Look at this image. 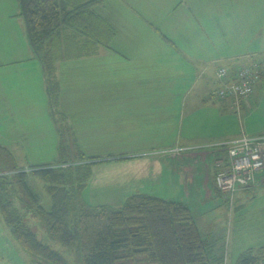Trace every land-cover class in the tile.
I'll use <instances>...</instances> for the list:
<instances>
[{
  "label": "crops",
  "instance_id": "0c3cea01",
  "mask_svg": "<svg viewBox=\"0 0 264 264\" xmlns=\"http://www.w3.org/2000/svg\"><path fill=\"white\" fill-rule=\"evenodd\" d=\"M92 11L114 34L107 46L78 42L87 49L80 50L81 56L58 61L61 108L71 115L80 147L83 134L75 133L87 122L88 131L96 125L110 140L119 133L123 142L139 148L100 157L108 160L97 165L90 183L95 192L103 189L110 196L95 202L86 190L85 200L116 206L143 193L181 202L208 243L206 223L217 222L209 212L223 211L226 204L214 180L218 165L227 163L225 144L241 136H264V81L236 110L232 100L211 95L215 70L246 63L238 57L264 61V0H101ZM19 14L16 0H0V92L7 112L14 115L17 138L42 146L37 130L48 129L52 105ZM9 33L15 36L9 39ZM36 112L46 123L32 120ZM32 137L38 141L31 143ZM45 164L50 163L36 165ZM19 167L28 171L32 166ZM257 176L263 183L264 169ZM255 187L237 190L235 199L246 202L254 192H264ZM192 188L204 199L197 208L203 219L193 214L191 201L197 193L192 196Z\"/></svg>",
  "mask_w": 264,
  "mask_h": 264
},
{
  "label": "trees",
  "instance_id": "16d2710c",
  "mask_svg": "<svg viewBox=\"0 0 264 264\" xmlns=\"http://www.w3.org/2000/svg\"><path fill=\"white\" fill-rule=\"evenodd\" d=\"M16 1L33 54L42 64L53 114L60 99L58 61L81 56L80 50L86 48L78 42L107 46L114 30L92 11L101 0ZM243 61L249 67L259 60ZM260 63L253 89L264 81V61ZM219 68L232 74L239 67L221 66L215 75ZM215 83L212 96L220 86L216 76ZM57 131L61 137L62 131ZM62 141L53 163L28 171L17 165L0 168V216L34 264H219L211 258L213 248L200 235L189 207L181 202L134 193L118 207L89 204L84 193L95 166L108 159L87 155L75 138L70 144ZM0 152L14 162L8 150L0 147ZM33 177L43 183L48 208L30 184ZM30 218L40 221L46 241L30 228ZM254 252L247 249L237 264H259L263 257Z\"/></svg>",
  "mask_w": 264,
  "mask_h": 264
},
{
  "label": "rangeland",
  "instance_id": "374dc122",
  "mask_svg": "<svg viewBox=\"0 0 264 264\" xmlns=\"http://www.w3.org/2000/svg\"><path fill=\"white\" fill-rule=\"evenodd\" d=\"M192 21L197 23L193 19ZM14 36L15 34L13 33H9L7 35L9 39H12ZM237 59L244 60L241 57H238ZM241 65L242 64H240L238 67H240ZM5 66L6 68H8L7 65ZM2 69L3 67L0 70L1 77L3 76ZM4 102V98L1 97L0 92V147L8 150L13 160L15 156L16 163L15 161L13 162L10 159H5L3 157L4 154L0 152L1 169L5 167L9 169L13 167V165L30 167L38 163H51L54 160H57L59 157L58 145L59 143H61V139H63L62 142L66 144H70V141L74 139L72 135L69 136V133L73 130L72 125L74 126V124L70 120L71 115H67L63 111V108H61V100H59L58 103H56V105L54 106L53 114L52 112L50 115L48 114L50 119L48 123L44 121L45 119L44 117H42L40 112H36L31 115L32 120L35 123H46L48 125V129H42L39 131L37 130V132H40L42 136V146H29L23 141H21L20 138H17L18 131L14 128L16 124L13 119L14 115H10L7 112V108L5 106L6 104ZM50 108L52 109V106ZM236 110H239V108ZM90 118L92 119L93 115H91ZM28 123V126H32L29 120ZM87 126L88 123L85 122V125H83L82 128L78 127V133H75V137L79 134L81 135V133L83 134V140L80 141L81 148L89 156H98L106 158L110 157L112 154H121V150L127 149L130 152H135L139 148L136 143L131 145L129 143H126V141L123 142L122 135H120L119 133L117 136H112L111 138L113 140H110V138L105 135V130L97 129L95 125L93 126L94 128H91L88 131ZM109 128L110 127H108V129ZM58 129L59 131H62L61 137H59V132L57 131ZM123 131L126 132L125 130ZM34 133H36V131L31 130V135ZM89 133L91 134V141H89L88 139ZM72 134L74 135V132H72ZM32 140L34 141H31V143L38 141L34 139V137H32ZM26 142L29 144L28 140H26ZM120 143L122 145H119ZM169 155L179 157V155L181 154L180 152H172ZM108 166L109 164H106L103 167L107 168ZM94 178L95 177L93 176L90 182ZM90 182L87 186V198H93L95 202H105L103 201V198L107 199L110 195L101 192L103 191V189H98L100 190V192H95V188L93 189L94 186H92ZM30 184L32 185L35 193L39 196L42 205L45 208H48L50 205V199L44 190L43 183L36 177H33L30 179ZM255 186V188L261 187L262 189H264V182L260 183V181L258 180ZM91 188L94 191L88 193L89 189ZM194 193L197 194L194 195V199H192L191 201L193 214L197 219H203L202 214L200 213V211H198L197 208L198 204L203 202L204 199H200L202 195H200L196 188H192V196ZM263 193H261L260 195H256V192H254V198L248 201L246 200V202L244 201V199H235L234 197L233 203L229 205L224 201L226 204L223 205V211H220L215 208L209 212L208 217L216 219L217 222H212V224L208 222L206 223L205 229L210 231L209 235L211 236L207 237V242L209 243V246H212L213 248V251L210 254H213L214 257L211 258L218 260L219 264H237L239 257L243 253H245L247 249L254 250V253L258 255V257H263L262 260L259 261V264H264V249L260 252L258 250L260 247H264V195H262ZM217 194L221 195L219 192ZM247 198L248 197H246V199ZM109 203L116 204L117 201H111ZM210 205L212 207V204ZM116 206L118 207L120 205L117 204ZM0 219L2 221L0 222V264H34L32 256L25 252L18 245V243L12 238L1 216ZM28 225L37 233V236L39 238L45 241L47 240L44 228L42 227L39 220H36L35 218H30L28 220Z\"/></svg>",
  "mask_w": 264,
  "mask_h": 264
},
{
  "label": "built area",
  "instance_id": "2783aa9c",
  "mask_svg": "<svg viewBox=\"0 0 264 264\" xmlns=\"http://www.w3.org/2000/svg\"><path fill=\"white\" fill-rule=\"evenodd\" d=\"M261 67L260 61H256L249 67L240 66L232 74L225 68H219L215 76L220 86L214 91V96L232 100L238 109L241 101L252 94ZM225 146L227 163L224 167L218 165L214 180L218 192L229 205L233 203L237 190L256 185L257 174L264 169V136H241Z\"/></svg>",
  "mask_w": 264,
  "mask_h": 264
}]
</instances>
